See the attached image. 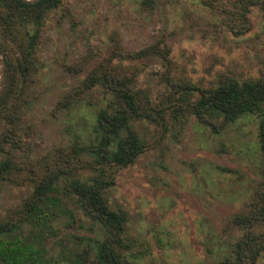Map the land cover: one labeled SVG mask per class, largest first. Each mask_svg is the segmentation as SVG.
Wrapping results in <instances>:
<instances>
[{"label":"rangeland","instance_id":"1","mask_svg":"<svg viewBox=\"0 0 264 264\" xmlns=\"http://www.w3.org/2000/svg\"><path fill=\"white\" fill-rule=\"evenodd\" d=\"M240 22L218 0H61L50 9L20 114L0 117V163L10 165L0 173V221L20 212L52 167L64 171L60 191L72 179L92 180L95 172L81 167L91 158L79 150L97 141L96 114L110 95L100 87L75 91L107 62L130 76L151 110V117L132 120L148 149L104 191L112 209L128 214L125 264H217L229 255L242 235L232 216L248 214L249 204L264 197L259 118L243 115L214 131L171 104L184 91L171 83L264 78V6H251ZM145 48L150 52L126 56ZM197 95L191 91V100ZM68 201L78 219L57 212L55 234L43 241L49 259L93 252L108 233L75 198ZM17 232L32 237L35 229L25 220Z\"/></svg>","mask_w":264,"mask_h":264},{"label":"trees","instance_id":"2","mask_svg":"<svg viewBox=\"0 0 264 264\" xmlns=\"http://www.w3.org/2000/svg\"><path fill=\"white\" fill-rule=\"evenodd\" d=\"M153 0H143L150 3ZM61 0H0V117L19 115L24 93L35 77V60L39 41L38 29L46 13L59 5ZM221 9L230 17L240 20L244 26L251 6L264 0H218ZM239 26V27H240ZM150 52L141 49L128 57H139ZM110 62V60H109ZM107 62L93 67L75 92L77 94L93 87H100L110 95L104 108L96 114L97 141L83 147L91 160L84 166L95 172L92 180L75 178L58 189L62 168L52 167L35 183L32 194L22 203L20 212L8 220L0 221V264H125L123 250L129 248L126 237L128 214L122 209H112L104 191L114 184V175L120 169L133 164L148 149V142L133 128L134 118H149L148 97L133 86V80L115 70ZM172 81V79H168ZM172 86L182 88L171 104L175 108L188 109L198 121L214 131L243 115L253 114L259 118L258 132L264 153V78L239 81L227 76L216 85L202 87L174 80ZM188 89L190 91H188ZM191 91L197 98L191 100ZM186 93H190L187 95ZM159 111V109L157 108ZM159 115H161L159 113ZM73 156L77 152L72 149ZM8 161L0 163V173L9 170ZM75 198L95 221L108 233L95 245L93 252L85 249L74 258H49L45 254L44 239L55 234L52 221L57 212L68 215L75 222L77 213L67 204ZM256 204H249L248 214H235L232 222L242 229L240 239L233 250L217 264H259L264 258V197ZM74 204V203H73ZM75 205V204H74ZM78 219V218H77ZM29 221L35 229L32 237L17 232L20 221ZM263 229L255 233L253 228Z\"/></svg>","mask_w":264,"mask_h":264}]
</instances>
